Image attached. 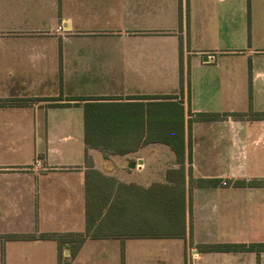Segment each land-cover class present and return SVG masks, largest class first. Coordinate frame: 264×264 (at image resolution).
Instances as JSON below:
<instances>
[{"label": "crops", "instance_id": "obj_1", "mask_svg": "<svg viewBox=\"0 0 264 264\" xmlns=\"http://www.w3.org/2000/svg\"><path fill=\"white\" fill-rule=\"evenodd\" d=\"M156 95L186 108V234H88L90 170L147 189L181 164L146 133L87 147L69 99ZM213 244H264V0H0V264H264Z\"/></svg>", "mask_w": 264, "mask_h": 264}, {"label": "trees", "instance_id": "obj_2", "mask_svg": "<svg viewBox=\"0 0 264 264\" xmlns=\"http://www.w3.org/2000/svg\"><path fill=\"white\" fill-rule=\"evenodd\" d=\"M181 84L183 89V68H181ZM107 99L111 98L79 97L69 99L87 101L85 103V142L87 147L99 148L104 151L106 156L108 153H124L121 148L127 136L137 133L143 138L146 133L145 141L166 143L176 153L181 167L175 170L169 179L172 181L177 174L181 181L179 187L161 184L147 189L120 183L126 189L124 198L120 199L119 190L115 193L111 188L102 197L97 198L95 192H99L102 184H108L103 180L109 183L117 180L105 176L97 170H90V175H92L91 177L87 176L89 183L87 187V233L100 237L119 234L184 236L186 234L187 192L185 187L186 108L183 101L178 100V96L172 95L129 97V99L148 100V102L103 101ZM49 100L60 101L62 98H50ZM197 116L201 119H215L220 114L199 113ZM87 163L91 164L89 158H87ZM90 179L93 182L91 185ZM100 179H102L101 183L96 184V181ZM198 184L204 186L205 182L200 179ZM158 218H165V220L160 221ZM85 239L86 236L80 235L77 245H81ZM206 249L212 251H260L264 250V244H213Z\"/></svg>", "mask_w": 264, "mask_h": 264}, {"label": "rangeland", "instance_id": "obj_3", "mask_svg": "<svg viewBox=\"0 0 264 264\" xmlns=\"http://www.w3.org/2000/svg\"><path fill=\"white\" fill-rule=\"evenodd\" d=\"M131 136H132V138H136V137H137V133H132ZM95 180H96V179H95ZM101 181H102V179L96 181V184H97L98 182L101 183ZM172 181H173V182L170 183V185H167V186H171V187H179L181 179H180V177H179L177 174L174 176V178H173ZM103 182H104V183H108V184H107V185H106V184H102V185H101V188L99 189V192H95V193L97 194V198H98V197H102V196L105 194V192H108V190H109L110 188L113 189V192H115V193L119 190V193H120V195H119V196H120V199H121V198H124V194L126 195V189H124V187L121 186L120 183H117V181H116V182L109 183V182H106V180H103ZM164 216H165V215H164ZM161 217H163V216H161ZM158 219H159V218H158ZM159 220H160V221H163V220H165V218H163V219H159Z\"/></svg>", "mask_w": 264, "mask_h": 264}, {"label": "water", "instance_id": "obj_4", "mask_svg": "<svg viewBox=\"0 0 264 264\" xmlns=\"http://www.w3.org/2000/svg\"><path fill=\"white\" fill-rule=\"evenodd\" d=\"M136 166V164L135 163H131V164H129V167H132V168H134Z\"/></svg>", "mask_w": 264, "mask_h": 264}]
</instances>
